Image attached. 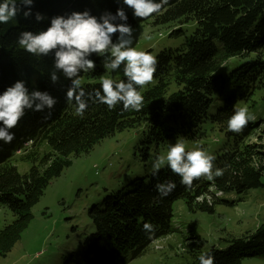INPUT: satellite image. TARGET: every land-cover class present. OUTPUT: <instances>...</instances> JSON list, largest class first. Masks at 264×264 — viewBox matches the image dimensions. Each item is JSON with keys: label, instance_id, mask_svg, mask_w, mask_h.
<instances>
[{"label": "clouds", "instance_id": "1", "mask_svg": "<svg viewBox=\"0 0 264 264\" xmlns=\"http://www.w3.org/2000/svg\"><path fill=\"white\" fill-rule=\"evenodd\" d=\"M167 0H123V4L132 9L136 18L144 19L157 13ZM33 0H0V24L16 19L18 15L28 18ZM21 6L26 10L22 12ZM37 22L45 17L35 14ZM119 19L124 23H115ZM127 15L118 8L115 15L105 12L99 18L83 12L73 11L67 16L52 17L50 25L44 30L22 31L18 44L28 53L36 56L53 55L54 71L50 73L53 84L59 82L58 72L71 81L66 98L73 100L76 113L83 115L89 101L103 103L109 109L122 104L124 110L139 111L143 107L144 96L140 89L149 84L156 71V56L146 50L133 46V29L126 23ZM119 34L116 42L112 37ZM95 54L103 57L102 66L106 71L115 72L123 66L124 79L116 80L109 75L100 79V89L86 92L81 85L80 74L93 72L95 61L89 57ZM57 100L47 91H29L24 80H17L0 94V140L11 143L15 138L10 130L16 127L25 115V110L42 112L55 107ZM256 116L248 106H234L233 114L227 120V128L240 133ZM216 157L202 145L194 144L189 150L182 138L170 143L166 154L158 155L152 163V175L156 176L163 167L180 177V183L190 187L194 180L206 178L213 180L223 174V169L214 164ZM176 187L175 182L168 180L158 183L156 189L161 197L170 194ZM143 230L154 233L155 226L144 223ZM200 264H215L211 252L199 256Z\"/></svg>", "mask_w": 264, "mask_h": 264}]
</instances>
